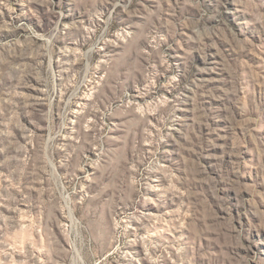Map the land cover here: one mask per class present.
Instances as JSON below:
<instances>
[{
	"label": "rangeland",
	"instance_id": "374dc122",
	"mask_svg": "<svg viewBox=\"0 0 264 264\" xmlns=\"http://www.w3.org/2000/svg\"><path fill=\"white\" fill-rule=\"evenodd\" d=\"M0 264H264V0H0Z\"/></svg>",
	"mask_w": 264,
	"mask_h": 264
}]
</instances>
